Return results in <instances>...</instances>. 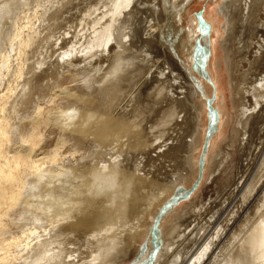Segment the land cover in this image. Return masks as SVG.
I'll use <instances>...</instances> for the list:
<instances>
[{"label": "bare ground", "instance_id": "bare-ground-1", "mask_svg": "<svg viewBox=\"0 0 264 264\" xmlns=\"http://www.w3.org/2000/svg\"><path fill=\"white\" fill-rule=\"evenodd\" d=\"M193 1L0 0V264H118L140 253L168 198L180 201L178 186L196 178L195 152L218 116L211 175L234 120L229 84L255 132L237 177L216 212L196 195L164 217L155 264H264V0L240 12L225 0L179 28ZM231 26L240 32L229 80ZM217 28L228 36L212 40L207 64L202 37H221ZM212 85L218 115L206 104Z\"/></svg>", "mask_w": 264, "mask_h": 264}, {"label": "rangeland", "instance_id": "rangeland-1", "mask_svg": "<svg viewBox=\"0 0 264 264\" xmlns=\"http://www.w3.org/2000/svg\"><path fill=\"white\" fill-rule=\"evenodd\" d=\"M175 1V0H174ZM225 0H204V1H201V0H194L193 3H192V7H191V13L188 14L185 22H183V25L181 24L179 26V28L182 26L183 28H186L189 26V22L191 21L192 18H198V17H201V18H204V15H205V11L206 10H209L210 7L212 8H216V11H218V8L222 7L223 3H224ZM241 1V2H240ZM245 1H248V0H245ZM167 2V5H170L173 3V0L170 1V0H166ZM235 3V4H234ZM233 4V7L235 6V8L237 7V11L240 12L242 9H244L243 7H245V2L244 0H235ZM244 3V4H243ZM169 5V6H170ZM207 8H206V7ZM195 8V9H194ZM194 9V10H192ZM168 11H171V10H168ZM167 11V12H168ZM175 11H171V12H174L175 14ZM167 14V13H166ZM173 14V15H174ZM240 15V14H239ZM239 15L237 16L236 15V19L239 20ZM175 16V15H174ZM223 20V21H222ZM222 26L221 23H219V27H223V22L225 21L224 19H222ZM220 21V22H221ZM187 23V24H186ZM210 27L212 26V24L210 22H206ZM77 24V17L75 19H73L71 22L67 23L66 25H64L62 28H61V32L66 29L68 26H76ZM186 24V25H185ZM217 29H220V28H217ZM224 31V28H221L219 31ZM222 31V35L221 37L220 36H216V35H212V31L211 29L209 30L208 29V33L206 36H203L202 37V40H204V44H202L206 50L208 51V57L206 59V63L209 64V61L211 59V56H212V53H211V42L212 40H216L217 37H218V41L219 43L223 40V37H226L228 36L227 33H223ZM232 31V32H231ZM183 32V31H182ZM180 32V33H182ZM211 32V33H210ZM231 32V33H230ZM239 32L240 30L237 29V32L235 33L234 31V27L231 26L230 27V30H229V33H230V40L226 43V45L228 44L229 46V57H230V61L232 62H229V65H233L230 67V72L228 73L229 75V80H230V74L232 76H235L237 74V68L235 67L236 66V63H238V58L236 59V57L238 56L237 54V49H234L236 46L239 47ZM60 34V33H59ZM59 34H57V37L59 36ZM234 38H233V37ZM238 40H237V38ZM213 38V39H212ZM220 38V39H219ZM222 39V40H221ZM211 40V41H210ZM232 40V41H231ZM238 41V42H237ZM237 42V43H236ZM236 43V44H235ZM235 44V45H233ZM233 45V46H232ZM232 47V49H231ZM232 51V52H231ZM233 53V54H232ZM237 54V55H236ZM231 55V56H230ZM234 55V56H233ZM232 57V59H231ZM208 61V62H207ZM205 63V67L206 69L204 68V70L206 72H208V65ZM235 65V66H234ZM229 71V70H228ZM174 77V76H173ZM211 80V79H210ZM207 82V81H206ZM212 83V82H211ZM213 84V83H212ZM65 86H67L69 88L70 91L76 93V88H75V85L74 83H65L64 84ZM211 85V84H210ZM230 85V84H229ZM228 85V86H229ZM228 98H229V106L231 107L230 108V114H232L234 116V120L231 124H229V127H228V130L227 132L225 133V136H222L220 139H218L216 142L217 144L219 143V146L217 145V149H219V151L215 148L214 151L216 150L218 153H217V160H216V164L214 163L213 168H215V166L217 168H215V170L212 168L209 173L211 175L208 174V176L204 177V167L205 165L207 164L206 160H207V147L210 145V143L212 142V139L215 138V136L219 133V127H220V120H219V117L216 116V119H215V124L212 125L211 129H210V134L207 132L204 139H203V142L202 144L199 146L198 148V152L196 151L195 154L199 153V156H196L197 159L202 162V164L200 165V168H198V172H197V176L196 178H191L189 183L187 184H183L181 186H178L177 188V192L174 193L175 195L177 196H184V198H182L180 201H177V202H172V198L169 197L167 202H169L170 206L168 207V209H166V212L164 214H160V212L158 213V215L160 214V218H158V220H156L152 226V229H151V232L148 234L149 236H147V240L145 241V243L142 244V247L140 248V253L138 251V253H136L134 256H132V258H128L126 261H120L118 264H137V262H141V264H155V257L157 255V248H161L162 246V241L164 240V236H163V230L161 228V222L163 221L164 217L165 218H168V214L171 215L172 212L175 210V209H180L182 206H187V203L189 202H192L190 200H193V199H196V202L197 203H202L204 204V209H207V211L209 210L212 213L216 212V210H219V208H221V203H223L222 201L223 198H224V195H225V192L229 189L230 187V184L233 183V181H235L236 177H237V173H238V168L239 166L241 165V162L242 160L244 159V157H241L240 153H242V151H240L244 146L243 145H247L248 142H249V138L252 135V130H250V125L249 126H243L242 122L246 119H243L242 116H239V112H235V108L233 107V103L230 101V100H234V94L232 92V87L230 85V87H228ZM213 89H214V93H212L209 98H206V104L208 106V109L211 111H214L216 110V113L218 115V110L216 107H213L215 106V101H216V92H215V86H211ZM214 109V110H213ZM208 110V111H209ZM209 113V112H208ZM231 115V116H232ZM231 116L229 117V119L231 118ZM227 117V118H228ZM192 122V121H191ZM193 124V122H192ZM189 128V126H188ZM232 128H235L237 129V133H238V136L237 138L235 137V135L232 133ZM252 128V127H251ZM256 128V127H255ZM257 129V128H256ZM259 129L260 130H263L264 131V123L263 124H260L259 126ZM255 132H253L254 134ZM247 138V139H246ZM189 139V138H188ZM208 139V140H207ZM177 140H179L181 142L182 139L179 138V136L177 137ZM177 140H174L175 143L178 142ZM205 142V143H204ZM221 142V143H220ZM207 143V144H206ZM243 143V144H242ZM41 144L39 145V147H41ZM239 144V146H238ZM243 146V147H242ZM245 148H248L245 146ZM183 151V150H179V154L180 152ZM221 154V155H219ZM170 156L172 155H166L164 157H162V162L160 163V167H159V177L162 179V180H165L163 182V185L164 186H169V181H171L172 177V172H171V161L170 160ZM223 157V158H222ZM241 158V159H240ZM227 159V160H226ZM199 163V162H198ZM223 164V165H222ZM199 167V166H198ZM203 170V171H202ZM214 171V172H213ZM220 171V173H219ZM213 172V173H212ZM215 174V175H214ZM218 174V175H217ZM215 176V177H214ZM214 177V178H213ZM205 178V179H204ZM208 178V180H207ZM196 179V180H195ZM204 179V181L202 182V180ZM213 179V180H212ZM193 180L195 181L193 183ZM205 180H207L208 182H206ZM213 181V182H212ZM202 182V183H201ZM205 183V185H204ZM201 184V186H200ZM226 186V188H225ZM198 187V188H197ZM203 190H200L202 189ZM224 189V190H223ZM195 190V191H194ZM200 190V191H199ZM226 190V191H225ZM198 191V192H197ZM224 191V192H223ZM197 192V193H196ZM200 192V193H199ZM194 193V194H193ZM173 194V195H174ZM197 195V197H196ZM219 195V197H218ZM223 196V198H222ZM196 197V198H195ZM215 197V199H214ZM211 198V199H210ZM220 198V200H219ZM171 200V201H170ZM218 200V201H216ZM212 201V202H211ZM215 201V202H213ZM181 202V203H180ZM218 204H217V203ZM221 202V203H220ZM179 203V204H178ZM200 203V204H201ZM212 203V205L210 204ZM216 203V204H215ZM176 204V205H175ZM181 204V205H180ZM165 205V203H164ZM174 205V206H173ZM208 205V206H207ZM210 205V206H209ZM212 206V208H211ZM163 207V206H162ZM207 207V208H206ZM218 207V208H217ZM173 209V210H172ZM212 209V210H210ZM214 209V210H213ZM216 209V210H215ZM179 211V210H177ZM208 211V212H209ZM214 211V212H213ZM168 216V217H167ZM187 215L183 216L182 219L180 217V215L175 219L176 221L175 222H179L181 220H185L187 217ZM162 217V218H161ZM159 226V227H158ZM191 226H189L188 229H190ZM192 229V228H191ZM190 229V230H191ZM155 230V231H154ZM189 231V230H188ZM188 231H186V234H188ZM163 237V238H162ZM178 240V239H177ZM176 240V241H177ZM149 242V243H148ZM159 242V244H158ZM156 243V244H155ZM149 245V247H148ZM153 248V249H152ZM156 250V251H153ZM142 253H143V256H142ZM146 253V256L145 254ZM153 253V254H151ZM139 255V256H138ZM154 257H153V256ZM147 259H146V258ZM154 260V262H153ZM153 262V263H152Z\"/></svg>", "mask_w": 264, "mask_h": 264}, {"label": "water", "instance_id": "water-1", "mask_svg": "<svg viewBox=\"0 0 264 264\" xmlns=\"http://www.w3.org/2000/svg\"><path fill=\"white\" fill-rule=\"evenodd\" d=\"M184 198V197H183Z\"/></svg>", "mask_w": 264, "mask_h": 264}]
</instances>
